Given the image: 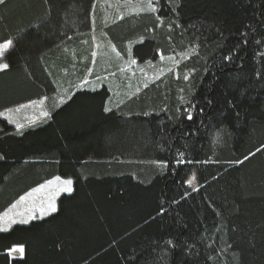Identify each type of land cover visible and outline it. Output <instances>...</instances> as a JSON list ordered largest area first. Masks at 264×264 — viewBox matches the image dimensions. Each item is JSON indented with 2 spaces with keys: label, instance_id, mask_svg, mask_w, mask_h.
<instances>
[{
  "label": "trees",
  "instance_id": "1",
  "mask_svg": "<svg viewBox=\"0 0 264 264\" xmlns=\"http://www.w3.org/2000/svg\"><path fill=\"white\" fill-rule=\"evenodd\" d=\"M173 6L160 0L157 13L119 17L111 0L0 5V42L14 41L1 60L9 68L0 71V113L43 98L50 105L49 118L20 131L0 119V215L56 176L73 180L55 213L0 233V264H264V43H256L264 41V0H182L178 15ZM157 15L165 18L159 28ZM172 20L181 28L170 33ZM194 37L198 54L125 99L112 51L155 62ZM95 40L101 61L92 67ZM233 49L236 57L223 61ZM100 76L108 81L95 91L79 87ZM111 85L120 97L105 113ZM180 95L204 108L194 124L168 119ZM178 149L211 162L177 167ZM193 173L199 191L183 183ZM162 202L167 212L157 215ZM168 239L179 248H166ZM19 246L21 258H10Z\"/></svg>",
  "mask_w": 264,
  "mask_h": 264
},
{
  "label": "snow or ice",
  "instance_id": "2",
  "mask_svg": "<svg viewBox=\"0 0 264 264\" xmlns=\"http://www.w3.org/2000/svg\"><path fill=\"white\" fill-rule=\"evenodd\" d=\"M6 2V0H0V5H4ZM159 2L160 0H143V3L139 6V11H142V12H148V13H157L159 12ZM169 3L170 4H173L175 6H173L171 8V11L173 13H177L178 15V12H177V9L181 6V3H182V0H169ZM156 5V6H154ZM156 20L159 21V23L156 25V28H159L161 27L164 23H165V18L160 16V15H157L156 16ZM168 30L169 32L171 33L172 31H174L175 28H181V25L179 23H177L175 20H172L171 22H168ZM149 31H152V29H149ZM240 36L241 38L243 39V42L245 44L248 43V39H247V33L245 32H241L240 33ZM169 41L171 42L172 41V37L171 35H169ZM193 43L191 45V47L187 48V49H184L182 51H180L179 53H177V55H179L180 59L177 60L176 59V56L175 55H169V56H164L161 54L160 56V60L161 61H168L170 63H172L173 67L172 68H169L168 71L169 72H172L175 70L176 67H178L182 61L184 60H188V59H191L192 55L193 54H198V49L200 47V43H199V37H194L193 38ZM256 43L259 45L261 43H264V41H256ZM14 46V41L12 39H8V40H5L3 42H0V60H5L7 58V55L9 54L10 52V49H12V47ZM239 47V45H237V48ZM115 50V49H113ZM159 51V50H157ZM173 51H175L173 49ZM93 55H95V53H93ZM117 55L119 56V53H117ZM257 55H259L262 59H264V53H257ZM236 57V49H233L231 51L228 52L227 55H223L221 57V59L223 61H232L234 58ZM155 57H153L154 59ZM130 63L131 64H136V60L135 59H131L130 60ZM149 63H151V61H149ZM9 68V63L7 62H4V63H0V70H5V69H8ZM91 71V70H90ZM143 71V70H142ZM196 70L195 69H190L189 72H195ZM159 75H162V73L158 74L156 79H159ZM261 73H257V76L260 77ZM181 77L179 76V74L177 73V76H176V79H180ZM105 78H101V77H97V80H103ZM182 79L184 81H188L189 80V75L188 74H185L183 75ZM89 83V81L87 79L81 81V84L82 85H87ZM144 87H148V84L146 83L144 85ZM93 91H95V88L92 89ZM137 92L140 91V89L138 88L136 90ZM181 93L184 92V89L181 88L179 90ZM179 99V103H180V106H178L176 108V117H168L169 120H178V121H186V122H192L194 124V115H199L201 117H203L204 115V108H199V111L197 112V103H193L192 100L189 99L188 96H185V95H180L178 97ZM43 100L39 101V102H32L33 105H35L36 103H40V104H43ZM110 99L108 102L105 103L104 105V108H103V111L105 113H108L111 111V108L108 107V103H110ZM60 103H64L63 99L60 100ZM207 104L209 105H212L213 104V101L212 100H207L206 101ZM227 105L232 108V107H235L234 105V102L231 101V100H227L226 101ZM183 105H187V107H183ZM26 107H29V105H21L19 108H17L15 111L16 112H19L21 108H26ZM161 111H167V106H165V108L161 109ZM160 113L158 112L157 115H159ZM2 115V114H0ZM143 115L145 116H148L149 113L148 112H144ZM239 115V113H237V116ZM40 116L43 117V118H49V113L47 111H41L40 113ZM10 122H13V121H10ZM201 127L203 126V123L201 122ZM16 127L17 129H21L23 128L24 126L21 125L20 123L16 122ZM195 131H198V128H196ZM195 131H193L191 134H195ZM190 133L189 132H185L184 135H189ZM219 140L218 138H214L212 140V143L213 144H216L218 143ZM262 149H264V145H261L260 148L257 149V151H261ZM163 151V149H161ZM249 155H252L251 153ZM249 157L248 156H245L244 159L247 160ZM0 159H3L2 156H0ZM175 164L178 166L180 165H183V164H193V163H196V164H206V163H209L211 162V158H209V160H205V161H198V160H189V159H186V155H185V152L183 151H180L179 149L177 150V154H176V157H175ZM149 163L153 164V165H156L157 167L161 168V169H168L170 168V162L169 160L167 159H154V160H151L149 161ZM236 163H240V161H236ZM175 169H173L174 171ZM196 175L195 173H193L188 179H186L185 181H183V183L187 184L189 187L192 188V191H199V189L195 186L196 184ZM55 185L56 188L61 191V192H65V193H68V194H71L72 191H73V188H72V185H73V180L68 178V179H62L60 176H56L54 177L53 179L51 180H48L46 181L45 183L43 184H40L37 188H34L32 190V192H39L45 188H49L51 186ZM32 192H29L23 196H21L19 198V200L13 204L11 206V208L5 212L3 214V217L0 218V219H4L5 222L7 223H16V220H15V214H12L10 216V214L13 212L14 209H16L19 204L23 201H25L28 197H30L32 195ZM186 198L185 197H182L181 199H184ZM54 199H55V193L53 194V196L49 197L46 205L44 203H41L38 207L34 206L32 209H30L27 217H24L22 216L19 223L21 224H27L29 222V220H32V219H36L37 217L34 215V213L36 212H39L40 213V217L42 218L43 216L45 215H49L51 213H55L57 211V206L54 202ZM173 204H178L179 201H176V200H173L172 201ZM167 212V209L163 206V202L160 206V209L157 213V215H164L165 213ZM154 219V218H153ZM164 245L166 248H169V249H172V250H175L176 248H179V245L177 243H175L173 241V239H168L166 241H164ZM189 248L191 247V245L188 246ZM229 248L231 247V245L228 246ZM10 252H14V253H23V246H19V247H14L13 249L10 250ZM209 260H212L213 257L209 256L208 257Z\"/></svg>",
  "mask_w": 264,
  "mask_h": 264
},
{
  "label": "rangeland",
  "instance_id": "3",
  "mask_svg": "<svg viewBox=\"0 0 264 264\" xmlns=\"http://www.w3.org/2000/svg\"><path fill=\"white\" fill-rule=\"evenodd\" d=\"M111 1L113 2L114 8H116L117 12L119 11V15H118L119 17H122L125 14H142V13H145V12L139 11V6L143 3V0L135 1V2H128V1L118 2L115 0H111ZM94 30H95V27H94ZM95 41H96V48L94 49L95 55H93V58H92V67L94 65L96 67V65H98L99 62L101 61V46L102 45H99L97 40H95ZM112 54H113L112 55L113 61L116 62V64H117V68H116L115 72L113 73V75L116 78L120 77L121 80H123L125 82L126 94L127 93L129 94V96H127V97L125 96V99H127L131 96H134L135 94H138L140 91L137 92L136 90L138 88L140 90L145 88L144 85L146 83L148 85H150V84L160 80L162 77H164L165 74H167L169 72L168 69L173 67L172 63H170L166 60L161 61L160 56L158 57V59L155 62L143 63V64H137L136 63L133 65L130 63V60L132 59L129 55L130 53L125 58H122L120 55L118 56L116 51H112ZM171 55H175L177 60L180 59L179 55H177V54H171ZM0 63H2L1 60H0ZM95 72L98 75L104 74L101 72H97L96 70H95ZM160 73H162V75H159V79H156L157 75ZM93 74H94V72H93ZM86 79L89 81V83H88L89 85H93L92 87H88L91 90L93 88L96 89V88L100 87L102 83L108 81L106 79H103L102 81L97 80V78H94L92 80L90 77H88ZM86 86L87 85H82L81 83L79 84V87L85 88ZM77 87H78V85H76L74 87V89ZM78 89H81V88H78ZM109 93H110V98H111V100H110L111 103H109V105H113L114 101L118 100V98L120 96H119L118 92L115 90V87H112V85L109 88ZM121 101H123V99ZM32 102H34V101H32ZM32 102H28V103L23 104V105H29V107L21 108L19 112H16L15 111L16 109L13 111H6L5 110V111L0 113V114H2V115H0V118L7 122V121H10L11 116H12V112H15L16 118H20L23 114H27V113L32 114L34 111H36L37 113H41V111H46L44 108V105L47 109H50L49 101L44 103V105L42 104L41 108H40L38 103L33 105ZM112 102H113V104H112ZM40 120L41 119L39 118L36 122H38ZM32 190H30L29 192H32ZM29 192H27V193H29ZM54 193H55L54 202H55L56 206H57V199L61 195L68 194V193L59 191L55 185H53L49 188H45L39 192H32V195L30 197H28L25 201L21 202L19 204V206L16 209H14L13 212L10 214V216L12 214H15L16 223H7V222H5L4 219H0V233L9 231L15 225H27L32 221L41 220V219H44V218L50 216L51 214H53V213H51V214L45 215L41 218L40 213L36 212V213H34V215L37 217L36 219L29 220V222L27 224L19 223L21 217L22 216L27 217L30 209H32L34 206L38 207L41 203H44L46 205L49 197L53 196ZM15 203H13V204H15ZM11 206L8 209H6L0 215V218L3 217V214L5 212H7L11 208ZM9 255H10V257H16V258L18 257L19 258L22 256V253L9 252Z\"/></svg>",
  "mask_w": 264,
  "mask_h": 264
},
{
  "label": "crops",
  "instance_id": "4",
  "mask_svg": "<svg viewBox=\"0 0 264 264\" xmlns=\"http://www.w3.org/2000/svg\"><path fill=\"white\" fill-rule=\"evenodd\" d=\"M0 71H1V70H0ZM41 100L44 101V102H43V105H44V103H46V102L48 101V99L43 98V99H40V100H37V101H34V102H39V101H41ZM38 104H39V106H40V108H41V105H42V104H40V103H38ZM31 105H32V104H31ZM58 106H60V105L58 104ZM19 107H20V106L15 107V108H12V109H9V110H6V111H13V110H15V109H17V108H19ZM44 108H45V110L49 113L50 109H47V108L45 107V105H44ZM39 118L41 119L40 121L46 119V118L41 117V116H40V113H37L36 111H34L32 114H30V113L23 114L20 118H16V116H15V112H12V116H11L10 121H13V122L7 121V123H8L10 126H12V127L15 129V131H20V130L26 128V127H29V126L35 125L36 123L40 122V121L36 122ZM0 119H1V118H0ZM1 120H2V119H1ZM4 121H5V120H4ZM5 122H6V121H5ZM16 122L20 123V124L23 125L24 127L21 128V129H17V127H16ZM13 258H16V257H13ZM17 258H18V257H17ZM19 258H20V257H19Z\"/></svg>",
  "mask_w": 264,
  "mask_h": 264
}]
</instances>
